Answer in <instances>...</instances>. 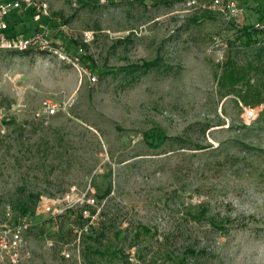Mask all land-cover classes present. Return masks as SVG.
<instances>
[{
	"label": "rangeland",
	"instance_id": "rangeland-1",
	"mask_svg": "<svg viewBox=\"0 0 264 264\" xmlns=\"http://www.w3.org/2000/svg\"><path fill=\"white\" fill-rule=\"evenodd\" d=\"M46 1L65 25L53 21L50 34L77 64L37 50L0 52V102L22 103L0 137V202L16 211L28 203L34 220L19 264H264V33L251 44L243 34L264 22V0H233L241 10L233 19L207 8L210 0ZM28 11L8 20L29 19ZM228 58L246 68L249 84L220 85ZM47 99L59 111L45 118ZM244 108L258 111L251 123ZM155 128L207 149L153 150L143 134ZM67 193L71 202L95 198L104 245L88 237L91 222L81 227L86 201L57 230L37 214L42 197ZM140 224L149 232L137 236ZM93 246L117 256L92 254Z\"/></svg>",
	"mask_w": 264,
	"mask_h": 264
},
{
	"label": "built area",
	"instance_id": "built-area-1",
	"mask_svg": "<svg viewBox=\"0 0 264 264\" xmlns=\"http://www.w3.org/2000/svg\"><path fill=\"white\" fill-rule=\"evenodd\" d=\"M73 7H78L80 0H67ZM207 8L221 12L228 18L233 19L240 13L238 5L233 0H210ZM31 11L33 23L36 28L31 32H12L10 30V22L8 17L18 11ZM59 25V28L65 31V25L60 19L53 16L50 4L46 0H0V52H24L37 50L45 52L50 56H55L66 63L77 64L78 57L70 51L67 44L58 42L50 34L49 25L52 22ZM254 28L264 31V22L254 24ZM85 42L93 39V32L85 31L83 33ZM224 46V44L221 42ZM11 81H17L8 77ZM92 81H96L97 77L90 76ZM1 85V81H0ZM19 86L17 91L18 98L21 97L23 90ZM22 107L21 101L12 104H4L0 102V137L5 135L9 124L17 116ZM59 106L52 100L43 101L39 116L51 117L58 113ZM256 108H244L243 118L246 123H251L257 117ZM86 196V195H85ZM82 197L80 200L73 201V196L67 193L61 201L58 199H47L42 197L36 206V212L47 214L50 218L53 229H58V219L66 212L74 209L79 203L86 201L88 204H94V197ZM84 217H89L88 210H84ZM0 264H19L24 258L30 255L27 250V234L34 226L32 215L28 212L16 211L11 203L0 202ZM87 229V228H86ZM66 257L69 254H64Z\"/></svg>",
	"mask_w": 264,
	"mask_h": 264
},
{
	"label": "trees",
	"instance_id": "trees-1",
	"mask_svg": "<svg viewBox=\"0 0 264 264\" xmlns=\"http://www.w3.org/2000/svg\"><path fill=\"white\" fill-rule=\"evenodd\" d=\"M94 1H99V0H94ZM140 2H145V0H139ZM31 12V11H28ZM31 23V26H29L28 28H24L25 24ZM21 24L23 26V29H21ZM36 28V25L33 23L32 20V16L29 19H22L20 20L19 17H15L14 20L10 23V30L12 32H22V33H28V31L33 30ZM253 28V29H252ZM264 31L263 30H258L255 29L254 26L251 27V25L249 26H245L244 28V36L246 38V42L248 44L251 43H255L256 42V36L263 34ZM157 63V59L151 61V62H147L144 65L148 67V69L152 66L155 65ZM249 64V68H250ZM252 68V66H251ZM219 83L222 87H230V88H234L236 85H238L239 83H246L249 84V79L247 77V70L246 68L239 66L234 60H232L231 58H228L227 61L225 62V64L223 65V69H222V73L220 75L219 78ZM242 101H244L245 103H247V99L245 95L241 96ZM144 141L146 142V144L153 150H157L159 149L161 146L165 145L166 143H172L173 144H177L178 147L176 148H172L170 151H174L175 149H184L187 151H194L192 152L193 155L195 153H199L197 151H205V149H207V146H202L200 144H195L193 146L192 143H190L187 139L185 138H175V137H169L167 136L160 128H155L149 131L144 132ZM174 147V146H172ZM227 161H233L232 157H228ZM110 193V189L106 190L105 193L100 196V198L105 197V195ZM33 197H38V196H33ZM95 204V202H94ZM94 204H86L84 207L80 208V211L78 213V217L79 219L82 221L81 223V227L82 229H84V226L86 224H89L90 222L92 223L86 230V233L91 232L90 234H88V237L91 238L95 243L99 244L98 246H102L104 245L102 243L103 239L107 237V229L104 227V222H93V216L95 215L96 211L94 209H91V206ZM19 208L21 209L20 211L22 212H28L31 208V206L28 205V203L26 202H20ZM89 210V217H84V210ZM205 209L203 208L201 210V213L203 215H205ZM97 225V226H96ZM213 226L219 227L220 229L224 228V224H218V222H213ZM95 229V230H94ZM100 229V232H98V230ZM148 228L142 224L139 225V230H138V235H141L142 233H147ZM102 240V241H101ZM94 244V245H97ZM107 247V246H105ZM89 252L92 254L95 253H100L102 255H111V256H117V252L115 250H112L111 248H107L106 251H101L97 248L93 247H88ZM187 251L190 254H195V250L191 247L187 248Z\"/></svg>",
	"mask_w": 264,
	"mask_h": 264
},
{
	"label": "crops",
	"instance_id": "crops-1",
	"mask_svg": "<svg viewBox=\"0 0 264 264\" xmlns=\"http://www.w3.org/2000/svg\"><path fill=\"white\" fill-rule=\"evenodd\" d=\"M23 12H25V10H21V11H18V12H16V13H19V15L22 16ZM15 17H16V16H15ZM15 17H14V18H15ZM14 18H13L12 20H10L9 22L11 23V22L14 20ZM22 19H23V18H22ZM20 20H21V19H20ZM21 27H23L22 24H21Z\"/></svg>",
	"mask_w": 264,
	"mask_h": 264
}]
</instances>
